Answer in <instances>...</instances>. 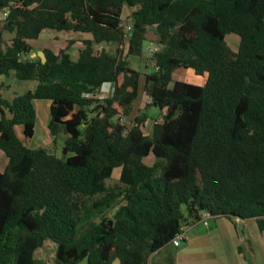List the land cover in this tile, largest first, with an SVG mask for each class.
Returning a JSON list of instances; mask_svg holds the SVG:
<instances>
[{
    "label": "trees",
    "instance_id": "trees-1",
    "mask_svg": "<svg viewBox=\"0 0 264 264\" xmlns=\"http://www.w3.org/2000/svg\"><path fill=\"white\" fill-rule=\"evenodd\" d=\"M4 11L0 77L35 87L0 95V264H40L48 242L53 264H149L202 216L264 229V0H0ZM45 30L85 38L41 63L29 42ZM146 43L144 73L131 65ZM179 70L205 83L173 81ZM140 90L145 111L120 125ZM39 100L49 147L30 148Z\"/></svg>",
    "mask_w": 264,
    "mask_h": 264
},
{
    "label": "crops",
    "instance_id": "crops-1",
    "mask_svg": "<svg viewBox=\"0 0 264 264\" xmlns=\"http://www.w3.org/2000/svg\"><path fill=\"white\" fill-rule=\"evenodd\" d=\"M73 36L77 37L76 40L85 38L72 33H56L52 38H62L65 42V40H70V37L74 39ZM81 48V43H74L69 49V52H72L71 56ZM33 49L35 51L31 55L43 50L40 47H33ZM47 50L56 51L53 48ZM12 76L14 80H12ZM107 86L110 85H103L99 91L105 90ZM6 87L9 88L5 90ZM34 87L33 81L21 82L16 79L14 73H10L7 78L0 77V95L7 99L32 90ZM47 105L49 106V102ZM35 134L33 138H35ZM46 136L47 146L36 143L33 147H49L50 137L47 132ZM6 164L7 160L0 152V172L4 171ZM202 218L204 219L184 228L186 236H188L186 241H183L178 247L172 244L164 246L151 254L149 261L150 258L154 259L160 254L163 256V253H166L167 257L155 264H264V229L260 231L254 220L239 218L229 220L224 217L210 216Z\"/></svg>",
    "mask_w": 264,
    "mask_h": 264
},
{
    "label": "rangeland",
    "instance_id": "rangeland-1",
    "mask_svg": "<svg viewBox=\"0 0 264 264\" xmlns=\"http://www.w3.org/2000/svg\"><path fill=\"white\" fill-rule=\"evenodd\" d=\"M56 33L52 32V31H42L41 35L37 38V40L34 41H30L29 44L31 46H33L34 48H38L40 47L41 49H48V48H53L54 50L58 51L60 49H63L66 47L65 42L62 38L59 39H53L52 37L55 36ZM74 39H72V37H70V40H75L77 37L73 36ZM79 40V39H77ZM149 40L151 41V36H149ZM4 42H7V35L4 36L3 39ZM227 45L230 47L231 50L233 51H237L238 48V44H239V38L234 35V34H228L226 36L225 39ZM3 44V43H2ZM7 44V43H6ZM5 44V45H6ZM3 45V46H5ZM149 46V47H148ZM147 43L145 44L144 47V51H143V62L138 64L136 62H132V67L134 69H138L141 66H144L145 64L148 67H151V65H153V63L150 60V55H151V51L155 50L153 48H151L152 44L148 45ZM147 47V48H146ZM156 47V46H155ZM157 48V47H156ZM107 51H112L113 46H108ZM36 57V56H35ZM33 57V58H35ZM144 70L146 71L145 67ZM145 73V72H144ZM12 80L13 76H12ZM173 81H183L186 83H190V84H194V85H198V86H202L205 83V77L204 76H198V75H194L192 73V71L190 70H179L174 76H173ZM112 92V85L107 86L105 88V90L103 91H99L97 93V103L99 105V103H103V100L106 99ZM100 95H104L103 98H100ZM149 100L147 98V96L145 95V93L140 90L139 93V97L137 98L136 103L134 104V107L132 109V112L130 113V115L128 117H122L121 119H119L118 123L120 125H123L125 127H130L131 124H133L134 118L135 116L140 113V111H145V104H148ZM48 101L46 100H39V101H35L34 102V106H35V110H36V121H35V138H33V140L26 142L28 147H33V145L39 144H43L45 146H47V136H46V132H47V122L49 120V106L47 105ZM47 105V106H46ZM46 106V108H45ZM149 109V107H146ZM147 110V111H148ZM158 111L156 110H151L150 115H152V118H154L156 115H158ZM157 118L161 119V116H158ZM152 121H150V123L148 122L146 127L143 129L145 134L150 133V128L152 127ZM19 131V129H17ZM64 137H61V140ZM60 140V143H61ZM59 144V143H58ZM42 147V146H40ZM59 147V145H58ZM153 161V158L150 157L148 159L145 160L146 163L151 164ZM118 174V170H114L113 174H112V178H114L113 180L111 179L108 182V185L110 187H114L116 185H118V181L116 180ZM185 232V230H184ZM186 235V232H185ZM188 239V236L184 237V241H186ZM180 245V244H179ZM54 255H55V246L52 243H45V245L38 249L35 252V259L40 263V264H53V260H54ZM167 257L166 253L160 254L158 257L151 259L149 261V264H155L158 261H163L165 258ZM114 264H118L117 261L114 262Z\"/></svg>",
    "mask_w": 264,
    "mask_h": 264
},
{
    "label": "built area",
    "instance_id": "built-area-1",
    "mask_svg": "<svg viewBox=\"0 0 264 264\" xmlns=\"http://www.w3.org/2000/svg\"><path fill=\"white\" fill-rule=\"evenodd\" d=\"M5 14L6 12H2L0 14V19H4L5 18ZM125 17L123 18V21H125L126 25H125V31L129 32L131 30V22H130V16L128 15H124ZM104 95H100V98H103ZM206 224V223H205ZM185 232L177 234L171 241L172 245L177 247L179 246V244H181V242L183 241L184 237H185Z\"/></svg>",
    "mask_w": 264,
    "mask_h": 264
},
{
    "label": "water",
    "instance_id": "water-1",
    "mask_svg": "<svg viewBox=\"0 0 264 264\" xmlns=\"http://www.w3.org/2000/svg\"><path fill=\"white\" fill-rule=\"evenodd\" d=\"M35 56L40 59L41 63H44L46 61L45 55L41 51L36 52L34 55H31V57H35ZM141 70H142V72H144V66L141 67Z\"/></svg>",
    "mask_w": 264,
    "mask_h": 264
},
{
    "label": "clouds",
    "instance_id": "clouds-1",
    "mask_svg": "<svg viewBox=\"0 0 264 264\" xmlns=\"http://www.w3.org/2000/svg\"><path fill=\"white\" fill-rule=\"evenodd\" d=\"M151 48H153V46L151 47ZM202 217H205V216H202ZM202 220L204 219V218H201ZM206 222L204 221V224H205ZM206 225V224H205ZM184 232V231H183ZM184 241V240H183ZM170 244H172V243H170ZM178 247V246H177Z\"/></svg>",
    "mask_w": 264,
    "mask_h": 264
}]
</instances>
